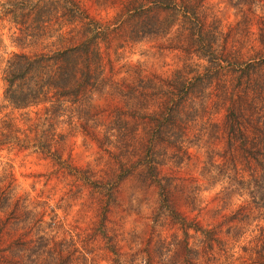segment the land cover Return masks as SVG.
<instances>
[{
    "label": "rangeland",
    "instance_id": "1",
    "mask_svg": "<svg viewBox=\"0 0 264 264\" xmlns=\"http://www.w3.org/2000/svg\"><path fill=\"white\" fill-rule=\"evenodd\" d=\"M75 1L102 30L101 73L65 107L53 154L0 143V264H264V0H179L192 31L178 17L144 36L134 0ZM13 30L0 12V65ZM43 105L10 110L16 135Z\"/></svg>",
    "mask_w": 264,
    "mask_h": 264
},
{
    "label": "trees",
    "instance_id": "2",
    "mask_svg": "<svg viewBox=\"0 0 264 264\" xmlns=\"http://www.w3.org/2000/svg\"><path fill=\"white\" fill-rule=\"evenodd\" d=\"M134 2L128 15L134 16L130 25L135 36L165 33L178 17L185 19L188 30L192 31L191 23L197 21V13L183 9L184 4L179 0ZM157 11L163 14L160 16ZM0 12L13 25L9 40L18 48L11 49L0 65L1 99L10 110L46 102L51 106L43 105L40 112L36 111L35 119L20 137L7 119L10 110L5 112L0 117V143L14 138L22 140L20 144L23 147L33 145L53 154L50 144L61 138L55 126L62 121L65 107L73 104L80 92L94 87L99 80L101 56L95 39L102 30L92 25V18L75 0H0ZM76 21L79 22L76 29L80 35L75 41L65 40L67 36L64 33L73 27L66 24ZM47 45L51 47L46 48ZM27 47L35 49L23 50ZM247 66L254 68L253 63H245V68ZM225 123L229 135L244 144L246 134L238 112L228 109ZM253 128L259 141L256 153L262 158L259 166L264 174V121ZM258 155H253L256 160Z\"/></svg>",
    "mask_w": 264,
    "mask_h": 264
}]
</instances>
